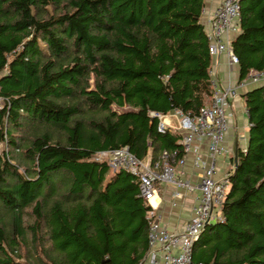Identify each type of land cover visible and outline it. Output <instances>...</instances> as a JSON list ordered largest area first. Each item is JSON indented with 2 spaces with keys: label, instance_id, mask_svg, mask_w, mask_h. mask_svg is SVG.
<instances>
[{
  "label": "trees",
  "instance_id": "trees-1",
  "mask_svg": "<svg viewBox=\"0 0 264 264\" xmlns=\"http://www.w3.org/2000/svg\"><path fill=\"white\" fill-rule=\"evenodd\" d=\"M203 8L0 0V264H140L148 206L138 180L93 156L127 147L154 161L180 147L149 113L195 115L208 103ZM238 24L230 46L242 78L264 70V0H240ZM241 95L247 143L234 147L222 219L202 229L191 264H264V83ZM27 228L43 239H32L39 255L22 260Z\"/></svg>",
  "mask_w": 264,
  "mask_h": 264
},
{
  "label": "built area",
  "instance_id": "built-area-1",
  "mask_svg": "<svg viewBox=\"0 0 264 264\" xmlns=\"http://www.w3.org/2000/svg\"><path fill=\"white\" fill-rule=\"evenodd\" d=\"M239 18L240 0H222L210 13L207 39L211 56L224 52L229 63L238 64L225 34L237 33ZM263 83L264 70H250L242 78L237 77L225 83L213 78L210 99L200 107L197 114L190 115L180 110H173L169 114L151 111L150 116L158 119L157 130L177 134V144L180 146L161 150L154 161L149 156L141 159L136 157L127 147L101 150L94 154L95 160L106 161L112 171L123 169L138 180V196L148 206L145 213V260L148 264H191L192 246L202 229L222 219V204L229 188V171L221 177H216L215 174L218 169L217 159H230L234 154V149L228 146L226 137L230 119L234 117L233 101L247 88ZM1 104L0 96V106ZM202 143L206 145L205 152L202 151ZM188 153H193L190 164L197 169L196 185L182 177ZM230 166L233 167L231 163ZM159 183L174 184L178 188L174 192L176 197L183 195L182 190L192 191L196 187L199 191L190 216L180 232L168 231L159 220L157 204L151 201L157 194Z\"/></svg>",
  "mask_w": 264,
  "mask_h": 264
},
{
  "label": "crops",
  "instance_id": "crops-1",
  "mask_svg": "<svg viewBox=\"0 0 264 264\" xmlns=\"http://www.w3.org/2000/svg\"><path fill=\"white\" fill-rule=\"evenodd\" d=\"M222 0H204V8L200 17L201 23L204 26L206 34L209 32V16L210 13L221 3ZM236 32H228L225 37L231 41L236 35ZM238 77V66L229 63L228 57L224 52L212 56L210 65V78H216L221 83L233 81ZM234 117L230 119V127L227 133V144L234 149L236 145L244 148L247 143V118L245 114V105L242 95L233 101ZM169 114V113H168ZM169 118V117H168ZM243 137V141L241 138ZM202 151L205 152L206 145L202 143ZM149 154V153H148ZM193 153L187 154V163L184 166V174L182 177L188 180L191 184L196 185L198 181L197 169L191 166V157ZM218 169L216 177H221L226 172L230 171V161L228 157H220L217 159ZM178 188L172 183H159L157 185V194L152 198V202L157 204V214L160 222L166 229L172 233L180 232L186 221L188 220L191 207L196 202L199 191L196 187L192 191L182 190L181 197L174 196V192ZM147 252V251H146ZM144 253L140 264H148Z\"/></svg>",
  "mask_w": 264,
  "mask_h": 264
},
{
  "label": "rangeland",
  "instance_id": "rangeland-1",
  "mask_svg": "<svg viewBox=\"0 0 264 264\" xmlns=\"http://www.w3.org/2000/svg\"><path fill=\"white\" fill-rule=\"evenodd\" d=\"M40 44L42 46L44 45L43 43H40ZM90 82L92 83V80H90ZM115 109H117V108H115ZM173 121H175L174 118H173ZM241 140L242 141L244 140L243 137L241 138ZM4 149H6V147L3 144H0V152L2 150H4ZM228 160L230 161L229 158H228ZM110 171H112V170L110 169ZM23 221H24L25 227L28 226V225H30V224H32L33 217L31 215L30 207H26L25 208V212H24V215H23ZM32 239H43V238H42V235L40 233L36 237H34L32 235V233H31V231L27 228L25 230V236H24L23 240H20L21 243L18 245V252L21 255V259L22 260L23 259L26 260V255L33 254V253L38 254V252H40V250H41V246H40L41 243H40V241L37 242L36 246L34 247V245L32 244Z\"/></svg>",
  "mask_w": 264,
  "mask_h": 264
},
{
  "label": "water",
  "instance_id": "water-1",
  "mask_svg": "<svg viewBox=\"0 0 264 264\" xmlns=\"http://www.w3.org/2000/svg\"><path fill=\"white\" fill-rule=\"evenodd\" d=\"M234 162H235V160H234Z\"/></svg>",
  "mask_w": 264,
  "mask_h": 264
}]
</instances>
